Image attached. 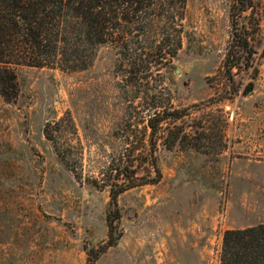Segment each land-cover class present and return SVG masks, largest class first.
I'll return each mask as SVG.
<instances>
[{
	"label": "rangeland",
	"instance_id": "1",
	"mask_svg": "<svg viewBox=\"0 0 264 264\" xmlns=\"http://www.w3.org/2000/svg\"><path fill=\"white\" fill-rule=\"evenodd\" d=\"M233 2L186 0L168 67L151 57L129 75L105 45L83 71L15 68L16 97L0 95V264H88L109 214L115 244L95 264H219L225 231L264 224V0L238 18L261 54L235 75L252 91L214 102ZM168 103L187 115L151 138ZM173 126L186 137L169 151Z\"/></svg>",
	"mask_w": 264,
	"mask_h": 264
},
{
	"label": "trees",
	"instance_id": "2",
	"mask_svg": "<svg viewBox=\"0 0 264 264\" xmlns=\"http://www.w3.org/2000/svg\"><path fill=\"white\" fill-rule=\"evenodd\" d=\"M253 4L234 0L230 8V43L222 64L228 90L214 102L252 91V84L241 89L235 75L252 70L261 55L238 24ZM185 8L186 0H0V95L6 101L16 97L18 66L83 71L105 45L116 50L120 68L129 75L136 67H147L151 57L168 67L182 47ZM153 111L146 123L151 138L162 122L174 123L187 115L169 103ZM185 137L180 126H173L163 147L170 151ZM157 181L158 176L152 183ZM126 189L113 191L112 202ZM118 218L107 215L108 241L100 250L86 249L88 264L114 246L113 223ZM219 264H264V224L225 231Z\"/></svg>",
	"mask_w": 264,
	"mask_h": 264
}]
</instances>
